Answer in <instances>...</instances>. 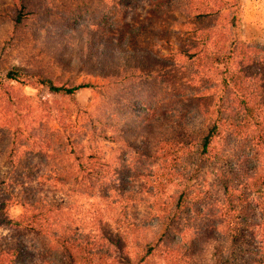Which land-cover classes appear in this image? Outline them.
Listing matches in <instances>:
<instances>
[{"label":"rangeland","instance_id":"1","mask_svg":"<svg viewBox=\"0 0 264 264\" xmlns=\"http://www.w3.org/2000/svg\"><path fill=\"white\" fill-rule=\"evenodd\" d=\"M29 1L32 2L28 7L31 15L21 26L16 27L12 21L16 9L14 0H0V93L3 101L8 96L12 101L15 97L24 99L25 102L22 107L9 106L0 111V115L4 117L0 124V144L6 141L2 134L10 127V119L16 124L11 128L24 130L26 139L36 141L38 137L37 144H24L26 148H22L23 154L20 155L21 171L26 172L30 179L43 173L47 174L46 177L57 178V172L61 175L69 171L75 172L77 165L67 153L71 149L79 153L81 147L78 143L88 147L90 140L95 137L100 146V158L111 164L112 187H128L130 192L137 195L136 202L129 205L132 219L153 222L159 214H165L166 204L177 198L184 188L189 189L185 203L187 206L182 207L180 213L183 220L179 221V224L183 223L186 227L183 233L185 242L189 245L188 251L194 253L200 264H241L233 260L234 248L221 243L218 237L223 223L218 215L223 195L215 176L211 174V167L206 166L204 171L201 163L193 160L187 162L188 157L182 152L177 153L178 150L172 151L171 156L162 162L148 158L145 152L132 149L124 142L120 144L107 140L112 136L109 129L113 113L115 119L120 120L121 127L127 130L125 136L128 138H131L130 128L133 125L140 126L144 123V118L135 114L134 96L143 99L147 106L145 117L151 126L145 128V134H150L152 140L155 137L164 141L163 146L173 150L179 146L178 139L174 137V124L181 117L174 123L172 119L163 118L160 124L155 125H152V119L167 112L190 109L186 96L192 91L199 90L207 96L212 93L215 97L218 96V88L212 91L202 89L206 81L202 74L204 70L200 69L196 58L189 59L184 53L191 38L188 34L181 33L190 28V25H185L186 20L182 18L183 23H175L179 20L178 15L154 18L151 22L154 29L152 35L141 38L135 44L136 39L130 37L127 26L146 24L145 15L149 3L145 0L137 2V7L133 10L122 8L121 5L115 6L116 0L109 1L110 5H105L100 0ZM224 1L234 5L233 14L238 17L236 29L231 30L228 25L232 16L230 10L222 13L220 18H215V21L203 20L192 27L201 28L203 32L217 26L221 37L225 39L223 45L226 48L237 41L246 46H264V0ZM103 11H117L116 21L120 22L118 31L106 33L104 38L108 40L98 33L88 34L86 30H82L87 24L101 22L100 13ZM133 17L135 20H131ZM117 37L118 40L129 41L125 52H133V48L138 52L152 46L157 50L161 49V54L171 58L174 66L172 73L166 76L167 86L161 85L158 77L133 85H126L115 78L114 74L119 72V68L129 71V67L136 62L132 56L120 51L118 46L117 49L112 42ZM168 40L169 43H166ZM163 44L172 47V52L167 48L163 49ZM144 58L150 67L155 64L148 53L144 54ZM138 61H141L140 57ZM217 68L218 74L214 78L222 81L225 79L222 72H225L226 66ZM12 70L19 73L20 82L6 81V75ZM47 79L57 86L90 87L79 90L73 97L60 96L42 85V80ZM230 98L235 102L233 97ZM204 103L203 110L206 111L211 107V100ZM14 108L20 109L19 116ZM100 120L103 122L100 123ZM95 129L98 133L94 134ZM104 134L106 137H103ZM9 139L11 140V135ZM75 140L77 142L73 144ZM235 141L241 151L245 150L249 156L255 154L248 148V144H242L241 140ZM255 156L256 161L264 166V149ZM40 183L41 186H34L32 191L56 193L60 203H65L66 201L61 200L69 196L70 206L78 221L87 219L94 213L95 208L91 206L94 200L66 190H78L79 187L73 180H53L48 184L42 178ZM263 203L262 198H255L252 207L255 210L250 215L252 220H262L260 209ZM20 213L21 208L15 206L10 214L17 217ZM176 233L180 235L179 231ZM255 233L257 240L252 238L254 244L264 246V220L255 229ZM0 235L10 238L15 236L16 239L27 242L39 264L58 262L56 245L45 237L28 235L23 231L10 232L1 224Z\"/></svg>","mask_w":264,"mask_h":264},{"label":"trees","instance_id":"2","mask_svg":"<svg viewBox=\"0 0 264 264\" xmlns=\"http://www.w3.org/2000/svg\"><path fill=\"white\" fill-rule=\"evenodd\" d=\"M100 1L110 5L111 0ZM121 1H114V5L133 10L137 7V2L143 0ZM145 1L149 3L145 15L146 24L127 26L130 37L136 39L135 44L141 38L152 35L154 29L151 22L154 18L180 16L175 23H183L184 18L185 25H190V28H186L185 32L182 30L181 33L191 36L190 44L184 53L189 59L196 58L200 69L204 70L202 74L206 81L202 89L212 91L218 88L219 94L215 97L214 93L207 96L199 90L192 91L186 96L190 109L167 112L152 119V125H155L160 124L163 118L172 119L174 123L181 117L174 124L176 129L174 137L178 139L177 144L180 147L177 146L173 150L164 147V141L155 137L152 140L150 134H145V128L151 126L145 117L147 106L143 99L134 96L135 114L143 117L144 123L140 126L133 125L130 128L131 138H128L125 136L127 130L121 127L120 120L115 119L113 113L110 116L111 127L108 128L112 131V136L107 140L120 144L124 142L132 149L145 152L148 158L162 162L171 156L172 151L178 150L177 153L182 152L181 154L188 157L187 162L193 160L201 163L204 171L206 166L211 167V174L215 176L223 195L218 212L223 222L222 231L218 235L221 243L234 248V262L264 264V246L254 244L253 241L257 240L255 229L264 220V203L260 209L262 220H252L250 217L255 210L252 208L255 198L258 196L264 200V166L256 161L255 156L264 149V46L258 44L246 46L237 41L226 48L223 45L225 39L221 37L217 26L204 30V33L201 28L192 27L203 20L215 21V18H220L222 13L230 10L232 16L228 25L231 30L236 29L238 17L233 14L234 5L227 1ZM14 2L16 9L12 21L19 27L31 15L28 7L32 2L29 0ZM100 15L101 22L87 24L82 30H86L88 34L98 33L102 38L106 33L118 31L120 22L116 21L117 11H103ZM131 20H135V17ZM118 38L112 40L116 47L118 46L120 51L128 50L129 41ZM166 43H169V40ZM164 44L163 49L167 48L171 53L172 47ZM132 50L133 52L124 51V54L132 56L136 62L129 67V71L119 68V72L114 74L115 78L126 85L128 83L133 85L158 77L161 85L167 86L166 76L172 73L174 66L171 58L161 54V49L157 50L152 46L142 48L138 52L134 48ZM145 53H148L150 59L155 62L153 66L145 63ZM138 57L141 61H138ZM221 65L226 66L225 72H222L225 79L222 81L214 78L218 74L217 66ZM5 78L10 82H20L21 79L19 73L14 70ZM42 81V85L51 93L66 97H73L79 90L90 87L57 86L51 80ZM231 91L233 92L229 94ZM13 95L19 97L16 93ZM2 97L0 93V111L9 106H24L22 105L25 103L24 99L13 97L12 101L7 96L4 98L6 101H3ZM230 97H233L237 104L234 105L235 102ZM209 100L211 107L204 111V102ZM14 110L19 116L20 109ZM3 119V115H0V124ZM101 122L103 121L100 120ZM14 125L16 124L10 119V127L2 134L6 141L0 144V224L8 231H23L28 235L45 237L53 242L57 247V264H200L194 253L188 251L189 245L185 242L183 233L186 227L183 223L179 224V221L183 220L180 213L182 207L186 205L189 189L184 188L177 198L166 204L165 214H159L153 222H139L132 219L129 214V205L136 202L137 195L130 192L128 187L122 188L121 185L110 189L113 188L112 170L109 168L111 164L100 158V146L95 137L90 140L88 147L78 143L81 147L79 153L75 149L67 153L77 165L75 172L69 171L62 173L63 175L57 172L55 174L57 178L46 177L47 174L43 173L30 179L26 172L21 171L20 155L23 154L22 148H26L24 144L35 145L38 143V137L36 141L26 139L24 130H18L19 128L13 130L11 127ZM95 133H98L96 129ZM235 140L248 144V148L255 154L249 156L245 150L241 151ZM76 142L77 140L73 144ZM186 144L188 145L185 146ZM42 178L48 184L53 180L58 182L73 180L79 187L78 190H66L94 200V204H91L92 208H95L94 213L89 216L90 218L78 221L70 206L69 196L61 200L66 201L65 203H60L56 193L49 191L45 193L46 190L32 191L34 186H41ZM15 206L21 208V213L17 217H12L10 213ZM176 231L180 232L179 236ZM8 238L10 236L0 235V264H39L27 242L16 239L15 236Z\"/></svg>","mask_w":264,"mask_h":264}]
</instances>
